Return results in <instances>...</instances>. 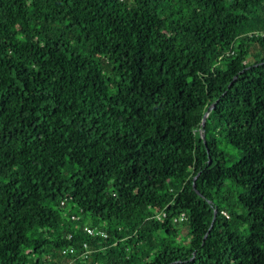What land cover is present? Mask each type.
I'll return each instance as SVG.
<instances>
[{
	"label": "trees",
	"instance_id": "16d2710c",
	"mask_svg": "<svg viewBox=\"0 0 264 264\" xmlns=\"http://www.w3.org/2000/svg\"><path fill=\"white\" fill-rule=\"evenodd\" d=\"M262 33L264 0H0V264H264Z\"/></svg>",
	"mask_w": 264,
	"mask_h": 264
},
{
	"label": "rangeland",
	"instance_id": "374dc122",
	"mask_svg": "<svg viewBox=\"0 0 264 264\" xmlns=\"http://www.w3.org/2000/svg\"><path fill=\"white\" fill-rule=\"evenodd\" d=\"M260 59H264V45L260 46L257 43L250 44L249 45V55L247 57V61L252 62L254 60H260ZM220 150L222 153L225 154L227 165H231L239 157L237 150H235L234 148L230 146L225 145L224 143L220 144ZM177 228L180 234L178 241L181 242L182 244H185L183 240H184V235L187 233V227L184 223L180 222L178 223Z\"/></svg>",
	"mask_w": 264,
	"mask_h": 264
},
{
	"label": "built area",
	"instance_id": "2783aa9c",
	"mask_svg": "<svg viewBox=\"0 0 264 264\" xmlns=\"http://www.w3.org/2000/svg\"><path fill=\"white\" fill-rule=\"evenodd\" d=\"M261 35H264V33H262ZM63 203V202H62ZM165 216V213L162 212L160 214H157L155 216V219L157 220H161L163 219V217ZM185 218V215L184 214H181L180 217H179V220H183ZM72 219H75V220H78L79 217L77 216H73ZM83 230L86 232L87 235L91 236V237H96V236H100L102 238H106L107 237V234L104 230L102 229H99V228H96V227H92V226H89V225H84L83 226ZM83 248L85 250V253L87 254L88 252V245L86 243L83 244ZM62 253L63 254H67V253H74V249L72 247H65L63 250H62Z\"/></svg>",
	"mask_w": 264,
	"mask_h": 264
},
{
	"label": "water",
	"instance_id": "95a60500",
	"mask_svg": "<svg viewBox=\"0 0 264 264\" xmlns=\"http://www.w3.org/2000/svg\"><path fill=\"white\" fill-rule=\"evenodd\" d=\"M212 107H213V106H209V107L207 108L206 112L204 113L203 118H202V122H201V127H204V125H205V121H206V118H207V116H208L209 111L212 109ZM202 137H203V139H204V134H203V133H202ZM197 193H198V192H197ZM215 216H216V211L213 212V219H214ZM212 222H213V220H212ZM211 225H212V224H211Z\"/></svg>",
	"mask_w": 264,
	"mask_h": 264
}]
</instances>
